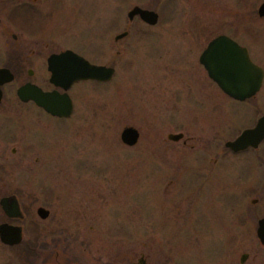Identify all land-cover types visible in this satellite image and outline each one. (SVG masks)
Wrapping results in <instances>:
<instances>
[{
  "label": "rangeland",
  "instance_id": "rangeland-1",
  "mask_svg": "<svg viewBox=\"0 0 264 264\" xmlns=\"http://www.w3.org/2000/svg\"><path fill=\"white\" fill-rule=\"evenodd\" d=\"M78 1L71 20L86 55L112 62L115 71L106 82L72 85L73 113L66 119L18 105L8 91L4 103L13 100L24 116L23 122L11 117L9 130L32 140L20 141L30 146L9 167L8 182L19 200L45 203L57 219L68 209L73 251L80 257L77 239L91 223L104 233L105 252L113 237L122 245L130 238L135 253H175L181 264H264V245L255 235L256 219L264 217V141L254 152L223 147L264 113V17L256 14L264 0ZM132 5L156 11L157 22L128 23L125 12ZM48 8L46 17L56 18ZM8 9L9 35L0 39L10 50L21 45L18 57L40 75L47 52L39 39H50L51 31L34 30V8ZM29 12L22 29L15 18ZM126 27L128 36L113 47L112 33ZM219 33L246 47L263 69L261 87L250 99L229 98L194 66L206 41ZM125 125L139 132L131 146L119 140ZM170 132H181L186 142L170 141ZM17 252L0 243V264H17ZM242 253L247 257L239 262Z\"/></svg>",
  "mask_w": 264,
  "mask_h": 264
},
{
  "label": "flooded vegetation",
  "instance_id": "flooded-vegetation-1",
  "mask_svg": "<svg viewBox=\"0 0 264 264\" xmlns=\"http://www.w3.org/2000/svg\"><path fill=\"white\" fill-rule=\"evenodd\" d=\"M46 1H49L48 4ZM72 1L73 0H0V37L1 38L3 37L2 39H4V37L6 38L9 35L8 23H7L9 16L8 4H12L14 5V7L22 10L34 8V10H36V12L34 11L35 14L34 24L38 25V27L37 28L35 27L34 30L36 29V31H38L41 30L40 28H48L49 31H51L49 33V35L51 36L50 39H44V38L39 39L40 42H42L40 43L41 48H43L47 52L46 56L43 59L45 71H43V73H41L40 75H38V73L34 70V68L36 67L34 68L30 66L26 67L24 63L26 62V60H21L18 57L19 55L18 53L22 49L21 45L13 43L11 45V50H10L8 42L2 41L0 39V69L7 70L11 74L10 79L5 78L8 74L7 72H1L0 74V199L3 197L14 196L17 201L19 211L21 213V215L17 217L8 216L6 213H4L0 204V224L7 223L9 225L18 226L20 228L19 242L11 245L3 244L1 242L0 243L2 245H5L6 247L9 248L13 247L18 249L17 264H181L184 261L182 259V256L175 253L163 251L161 253H157L158 255H156L153 254L151 250L145 253H143L142 251H137V253H135L134 244L131 242L130 238L128 239L126 244L124 243L122 245L120 242L115 241L116 237L115 238L113 237L112 240H110L112 246L109 252L108 251L105 252L104 233L102 230L98 229L97 226L94 227V225L91 223L87 224L86 226V231L88 233L84 234L82 238L77 239L76 246L80 249V252L82 254L80 257V254L78 255L77 251H73L74 246H73V234H72V226H71L72 221L69 219L71 214L69 213L68 209L64 210L65 212L60 215L59 219H57L53 211V208H51L49 205L45 203L42 204L22 203L18 198L19 190L11 187L10 183L8 182L9 169H10L9 167L15 166L17 164L18 154L20 152H23V148L30 146L29 144H27V146L21 147L19 145V143H21L20 141L22 140L23 143H32V140L25 139L19 134L17 135L18 136L17 137L16 134L12 133L9 130L10 125L8 123V120H10L11 117L13 122H23L24 116L21 115L22 112L20 110H17V108L15 107L16 104L15 105L13 104L14 103L13 100L11 104H8V102L4 103V100L6 99L7 95H10L8 94V91L12 93V97L13 98L15 97V100L17 99L18 105H31L36 110L43 113L44 115L49 116L50 118L66 119L71 117L73 113V102L71 96L68 93L70 87L72 85H75L76 83L87 81L89 79L77 80L71 83V85L66 89V93L68 94L72 102L71 113L66 117H62V116L59 117L56 115H52L46 112L43 108L37 106L32 100H26V101L20 100L16 95L17 88L21 85H24L25 83H31L37 85L43 91L57 90L58 92H62V88L55 86L53 83L49 81L50 71L47 68V58L52 54H58L60 52H63L64 50H70L92 64L108 66L113 68L115 71V65L112 62L109 63L107 62L106 64L96 63L86 55L85 50L83 48L84 46L83 42L85 40L82 39V37L80 38L79 35L76 34V32L74 31L75 21L72 22L71 20V15L78 12L80 3L78 0L73 2ZM46 4L49 6L48 9L51 8L53 12H57L56 18L54 17L51 20V16L49 18L46 17L45 13L47 11L44 10L47 8ZM128 10L125 12V17L128 23H131V21L134 18L140 20L136 15L132 16L131 18H128L127 17ZM37 13H39L40 15ZM30 14L32 13L29 12L27 14L20 16L19 18H15L18 20L16 22L20 28L25 29L28 27V26H22L20 22L23 20L25 15H30ZM61 15L63 16L62 19H58ZM115 19L117 20V18L114 17V22H112L113 25L116 24ZM140 21L143 22L142 20ZM104 34L102 35V37H104ZM128 34H129V28L127 27L112 33L111 41L113 47L117 48L119 46V42L123 38L128 36ZM219 34H224V33H219ZM10 37L12 38L13 42L17 40V36L15 33H11ZM211 38H209L206 41V43ZM72 41H74L75 43H73ZM202 49L197 53L196 64L194 65L198 68L199 67L203 68V66L199 62V55ZM118 53L119 50L116 49L115 54ZM36 62H38V65L42 63L40 59L37 60ZM204 72L206 74L205 70ZM209 80L212 81L210 78ZM38 81L45 82L47 86L46 87L40 86ZM91 81H95V80H91ZM97 82H106V81H97ZM212 82L215 84L214 81ZM13 83L14 86H10ZM254 95L246 99H250ZM257 118L258 116L256 117V119ZM177 133H181V132H177ZM168 134L169 133H167V135ZM167 135L166 138L168 139ZM138 137H139V132H138ZM15 138L17 140H14ZM179 139H181V142L183 144L186 142V139L185 137H183V134L177 140H171V139L169 140L176 142ZM263 141L264 138L256 145V147L249 146L244 150H240L236 152H233L230 149L224 147V145L223 147L232 153L244 152L247 150H253L254 152L256 149H258V147ZM32 160L36 162L37 158L33 157ZM38 207H42L43 209L46 210V213L44 214L43 217H41L37 213L36 210ZM32 211L33 213H30ZM259 218L256 219V222ZM95 222H99V221H95ZM100 223H102V221ZM110 241L109 242L107 241L108 242L107 248Z\"/></svg>",
  "mask_w": 264,
  "mask_h": 264
},
{
  "label": "water",
  "instance_id": "water-1",
  "mask_svg": "<svg viewBox=\"0 0 264 264\" xmlns=\"http://www.w3.org/2000/svg\"><path fill=\"white\" fill-rule=\"evenodd\" d=\"M256 14L264 17V1L256 8ZM138 16L148 25L157 22L158 15L153 9L132 6L127 17ZM199 62L206 71L207 76L215 82L216 86L228 97L242 101L254 95L260 88L263 69L251 61L246 47L238 44L225 34L212 37L202 49ZM47 68L50 71L49 81L55 86L62 88L57 90L43 91L37 85L25 83L16 90L17 97L22 100H32L37 106L46 112L59 117H66L71 113L72 102L66 89L77 80L107 81L111 78L114 69L104 65L92 64L70 50H64L58 54H52L47 58ZM6 79L11 78L7 70ZM181 133H169L168 139L177 140ZM138 138V131L131 125H125L119 132V140L131 146ZM264 138V113L255 120L251 127L242 129L232 139L224 141V147L233 152L244 150L247 147H256ZM254 202V200H252ZM1 208L8 216L17 217L21 213L14 196L0 199ZM37 213L43 217L46 210L37 208ZM255 235L259 243L264 245V218L256 222ZM20 240V228L7 223L0 224V242L3 244H16ZM246 254L242 253L239 261L243 262Z\"/></svg>",
  "mask_w": 264,
  "mask_h": 264
}]
</instances>
